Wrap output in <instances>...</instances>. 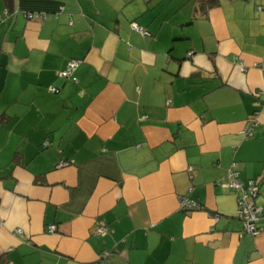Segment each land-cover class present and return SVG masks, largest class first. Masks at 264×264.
Here are the masks:
<instances>
[{"label": "crops", "instance_id": "0c3cea01", "mask_svg": "<svg viewBox=\"0 0 264 264\" xmlns=\"http://www.w3.org/2000/svg\"><path fill=\"white\" fill-rule=\"evenodd\" d=\"M263 67L264 0H0L5 264H264Z\"/></svg>", "mask_w": 264, "mask_h": 264}, {"label": "built area", "instance_id": "2783aa9c", "mask_svg": "<svg viewBox=\"0 0 264 264\" xmlns=\"http://www.w3.org/2000/svg\"><path fill=\"white\" fill-rule=\"evenodd\" d=\"M261 8V6H259ZM29 18H42L44 14L42 13H28ZM131 27L139 31L140 33L146 35L148 32L136 25V23H131ZM78 64L76 59H71L67 65V70L64 73L67 75L70 73ZM264 68V67H263ZM50 91H54V87L48 88ZM256 120H254L255 122ZM253 127L250 126L245 128L243 135L245 138L249 137L252 134ZM46 145V143H45ZM66 161H61L58 165L61 166L65 164ZM261 181L260 179L250 180L245 182L239 176L238 170L235 168V163H232L226 172V182L225 185L228 189L232 190L236 195L237 201V211L236 217L240 220L245 232L251 234H257L261 231H264V210L262 207L257 206L254 203V198L259 192ZM178 208L181 211H192L195 209H200L201 204L198 200L189 197L188 195H182L178 198ZM214 222L219 220V215L214 213L211 215ZM262 221L263 225H259V222ZM20 231L19 229H16ZM55 226L50 225L49 231H54ZM92 232L96 235H104L106 233L105 225L101 222H96L95 227H93ZM108 252L101 254V257H107Z\"/></svg>", "mask_w": 264, "mask_h": 264}, {"label": "trees", "instance_id": "16d2710c", "mask_svg": "<svg viewBox=\"0 0 264 264\" xmlns=\"http://www.w3.org/2000/svg\"><path fill=\"white\" fill-rule=\"evenodd\" d=\"M200 2L203 6L206 5V6L210 7V6L216 5L218 3V0H200ZM24 12H25L26 16L28 13H31V12L47 14V12H45V11H37V10L36 11H24ZM5 261H6V259L3 256H0V264H5Z\"/></svg>", "mask_w": 264, "mask_h": 264}, {"label": "bare ground", "instance_id": "6f19581e", "mask_svg": "<svg viewBox=\"0 0 264 264\" xmlns=\"http://www.w3.org/2000/svg\"><path fill=\"white\" fill-rule=\"evenodd\" d=\"M31 13H35V12H31ZM28 17V16H27ZM29 18V17H28Z\"/></svg>", "mask_w": 264, "mask_h": 264}]
</instances>
